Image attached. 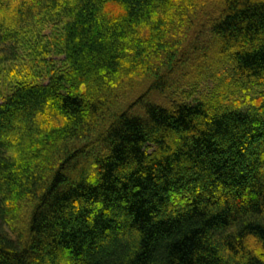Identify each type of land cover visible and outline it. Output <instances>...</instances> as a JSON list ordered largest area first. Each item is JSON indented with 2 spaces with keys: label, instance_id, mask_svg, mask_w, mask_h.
Wrapping results in <instances>:
<instances>
[{
  "label": "trees",
  "instance_id": "1",
  "mask_svg": "<svg viewBox=\"0 0 264 264\" xmlns=\"http://www.w3.org/2000/svg\"><path fill=\"white\" fill-rule=\"evenodd\" d=\"M0 264H264V0H0Z\"/></svg>",
  "mask_w": 264,
  "mask_h": 264
},
{
  "label": "rangeland",
  "instance_id": "2",
  "mask_svg": "<svg viewBox=\"0 0 264 264\" xmlns=\"http://www.w3.org/2000/svg\"><path fill=\"white\" fill-rule=\"evenodd\" d=\"M0 92L1 93H4V94H6L7 92H8V90L7 89H5V87H4V85H3V82L1 81V83H0Z\"/></svg>",
  "mask_w": 264,
  "mask_h": 264
}]
</instances>
